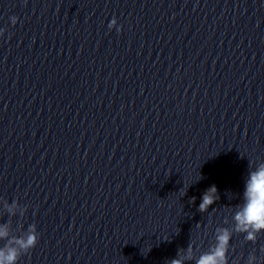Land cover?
Wrapping results in <instances>:
<instances>
[{
    "label": "clouds",
    "instance_id": "obj_1",
    "mask_svg": "<svg viewBox=\"0 0 264 264\" xmlns=\"http://www.w3.org/2000/svg\"><path fill=\"white\" fill-rule=\"evenodd\" d=\"M9 19L15 26L19 18L13 15ZM108 28L121 31L115 17L109 22ZM5 31L6 29L0 28V37ZM219 199L217 187L210 186L202 194L198 211L207 213L209 207ZM195 200L196 197H192L190 201L194 203ZM226 207L228 213L223 219L224 226L215 228L213 241L207 250L200 251L197 255L199 246L190 240L188 246L179 248L176 256L168 260L167 264H187L193 261L194 264H240V260L244 264H264V246L254 248L246 259L241 255L230 261V253L234 252L231 241L235 235L242 234L245 243L252 244H256L258 238L264 235V162L250 161L240 202ZM26 212L27 206H22L18 200L9 203L8 200L0 198V216L7 214L9 217L6 222H0V242H3L0 246V264H19L21 258L29 254L39 242L40 233L35 223L29 224L26 229L21 223L16 229L18 234L13 233L11 218H23Z\"/></svg>",
    "mask_w": 264,
    "mask_h": 264
}]
</instances>
